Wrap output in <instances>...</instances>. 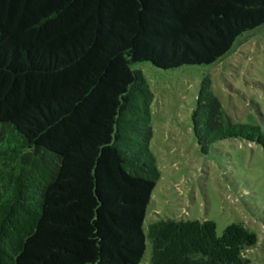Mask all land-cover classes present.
Masks as SVG:
<instances>
[{"label":"trees","instance_id":"16d2710c","mask_svg":"<svg viewBox=\"0 0 264 264\" xmlns=\"http://www.w3.org/2000/svg\"><path fill=\"white\" fill-rule=\"evenodd\" d=\"M264 25V0H0V264H141L161 178L155 94L139 64L211 65ZM204 153L229 138L264 148L202 80ZM151 264H251L242 223L160 219Z\"/></svg>","mask_w":264,"mask_h":264},{"label":"rangeland","instance_id":"374dc122","mask_svg":"<svg viewBox=\"0 0 264 264\" xmlns=\"http://www.w3.org/2000/svg\"><path fill=\"white\" fill-rule=\"evenodd\" d=\"M139 68L155 94L151 147L161 170L143 226L147 253L141 264H151L150 225L169 218L213 220L219 236L228 225L242 223L259 238L247 258L264 264V148L229 138L206 154L193 123L202 80L209 75L231 121L264 130V25L241 36L214 64L163 69L143 62Z\"/></svg>","mask_w":264,"mask_h":264}]
</instances>
